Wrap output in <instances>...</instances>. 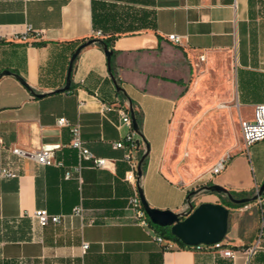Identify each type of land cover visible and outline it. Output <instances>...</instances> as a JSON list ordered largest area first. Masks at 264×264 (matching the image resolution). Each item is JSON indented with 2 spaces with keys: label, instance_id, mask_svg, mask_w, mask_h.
<instances>
[{
  "label": "crops",
  "instance_id": "obj_1",
  "mask_svg": "<svg viewBox=\"0 0 264 264\" xmlns=\"http://www.w3.org/2000/svg\"><path fill=\"white\" fill-rule=\"evenodd\" d=\"M90 40L109 42L114 76L94 41L75 59L65 90L72 56ZM259 103L264 0H0V138L6 146L53 149L56 161L42 165L3 152L19 175L0 177V264H264V236L257 253L245 251L264 224V196L247 202L261 220L257 233L256 224L243 234L229 220L223 241L234 259L182 249L173 239L159 244L128 207L139 189L151 207L179 213L190 191L210 184L252 194L264 182V159L245 161L236 129ZM119 109L134 114L146 153L136 185L125 180L126 149L113 147L130 132ZM63 117L68 125H59ZM75 124L106 166L85 162L66 179L79 163L71 147ZM226 154V168L212 176ZM200 195L201 203H221L217 197L227 194ZM221 204L230 215L238 208ZM79 205L84 218L73 214ZM37 209L62 220L40 226Z\"/></svg>",
  "mask_w": 264,
  "mask_h": 264
},
{
  "label": "built area",
  "instance_id": "obj_2",
  "mask_svg": "<svg viewBox=\"0 0 264 264\" xmlns=\"http://www.w3.org/2000/svg\"><path fill=\"white\" fill-rule=\"evenodd\" d=\"M100 34V32H98ZM22 39L27 37L21 36ZM169 40L180 44L181 36L177 34H171L168 36ZM105 110L110 111L112 108L108 105H105ZM121 120L123 124H126L130 128L129 134H127L123 139L117 141L113 144V147L116 149L125 148L126 153L124 154V160L129 164V169L125 174V180L130 182L133 185H136L138 180V168L139 162L141 160V144L135 138V129L133 126V118L130 111L119 109ZM59 125L65 126L68 125L66 118H60L58 121ZM72 140L71 147L76 150L78 155L79 163L74 168V171L67 170L65 173L66 179H71L74 177L75 173L80 174L84 163H89L90 166L96 168H105L106 158L96 156L85 144V141L82 138V130L79 124H75L70 129ZM241 132L245 148H249L254 143L264 140V103H259L254 108V118L252 120H242L241 122ZM9 151L13 155L21 159H31L42 165H53L56 163L54 158V150L50 148H42L38 150H27L18 146H6L4 141L0 138V177L1 178H14L19 175L17 169L13 168L9 164L5 163L2 158L4 151ZM231 155L226 154L223 156L218 163L212 168L211 175L216 176L220 174L227 166V162L230 159ZM263 196H260L256 199L259 202H262ZM193 204L189 198V203L186 206L184 213L186 215L190 214L193 210ZM248 206V205H247ZM128 207L133 211L134 219L136 223L144 228H147L150 232L154 234L155 240L161 244L164 242L165 238L157 233L152 222L147 216L139 193L136 190L133 196L129 198ZM84 209L81 205L76 206L73 210V214L84 218ZM33 217L37 220L40 226H47L49 224L60 223L62 217L59 215L51 214L46 209H37L35 210ZM264 236V224H262L256 242L250 247L246 248V253L253 255L262 248V239ZM83 250H86L89 247L88 243H83ZM168 248H171V245H167ZM188 249L195 251H208V250H217L224 257L234 259L236 257V251L224 244V241L215 243V244H199L194 246H188Z\"/></svg>",
  "mask_w": 264,
  "mask_h": 264
},
{
  "label": "water",
  "instance_id": "obj_3",
  "mask_svg": "<svg viewBox=\"0 0 264 264\" xmlns=\"http://www.w3.org/2000/svg\"><path fill=\"white\" fill-rule=\"evenodd\" d=\"M94 41H99L104 45V51L107 56L108 64L111 66L112 51L103 40H90L89 42L81 44L72 56L68 70L67 83L64 87L65 90L70 88L71 73L75 59L85 46ZM8 73L9 71H4V74ZM131 114L133 118L134 129L138 132L137 121L134 114ZM141 164L142 159L139 162L138 177L142 174ZM199 190H207L217 193L227 192V189L219 184H210L200 188ZM195 192L196 190L192 191L188 195V198H191ZM262 195H264V182L259 187L258 192L253 197V200L258 199ZM139 196L143 208L152 224L158 225L160 227H170L172 235L185 245L194 246L199 244H215L223 241L227 236L229 229L230 209L221 203L202 202L196 207L193 206L191 213L186 215L184 212L179 213L170 209L151 207L145 199L141 189H139ZM236 201L240 203H246L249 201V199Z\"/></svg>",
  "mask_w": 264,
  "mask_h": 264
},
{
  "label": "rangeland",
  "instance_id": "obj_4",
  "mask_svg": "<svg viewBox=\"0 0 264 264\" xmlns=\"http://www.w3.org/2000/svg\"><path fill=\"white\" fill-rule=\"evenodd\" d=\"M241 122L239 121L237 122V129H236V134H237V138L239 141V144H241L243 147L244 143H243V138H242V132H241ZM245 154V161L248 162L249 160H252L254 162V164H256V166L258 165L259 161L262 162V159H264V141H261L257 144H253L249 147V149H245L244 151ZM261 159V160H260ZM249 172L251 173V167H249ZM195 189L196 192L193 196H191V201L192 204L194 205V207L198 206L201 201L203 200L200 192L202 190ZM259 187L257 188V190H255L252 194H250V196L248 197H252L254 194H256L258 192ZM228 200V196L227 195H219L216 199V201H220L221 203H225L228 204L227 202ZM257 200H253L251 202H254ZM250 203V202H249ZM249 203L243 205L242 207H238L236 209L232 210V214L230 215V228L235 227V225L239 224L238 226H240V232L243 234H248L251 233V231L253 230L254 225L256 224L254 227L255 228V233H257L258 228L260 226V219H259V214L257 212H255L253 215H250V210L252 207V205H250ZM258 206V203H256ZM253 205V206H256ZM248 205V206H247ZM155 230L157 231V233H160L161 231H165L167 235H169L170 237H172V233H171V229L170 227H160L158 225H153Z\"/></svg>",
  "mask_w": 264,
  "mask_h": 264
},
{
  "label": "trees",
  "instance_id": "obj_5",
  "mask_svg": "<svg viewBox=\"0 0 264 264\" xmlns=\"http://www.w3.org/2000/svg\"><path fill=\"white\" fill-rule=\"evenodd\" d=\"M105 44L108 46L109 45V42L108 41H104ZM103 45V44H102ZM104 46V45H103ZM111 75L114 76V71H113V67H112V64H111ZM118 89H119V92H123V89L118 86ZM140 154H141V159H142V164L141 166H143L144 162H145V159H146V153L143 152V151H140ZM194 191V190H192ZM190 191L189 194L192 192ZM188 194V195H189ZM224 194H227L228 196V206H233V207H242L243 205H245L246 203L243 202V203H240V202H237L236 200H242V199H249L248 202L252 201L253 200V197L255 196H252V197H248L250 196L249 193L247 192H241V193H237V192H233V191H228L225 192ZM235 199V200H234ZM160 234L165 238V239H173L175 240L177 243H178V247L179 248H182V249H185V248H188L187 245H185L184 243H182L181 241H179L177 238H175L174 236L170 237L169 235H167L166 233V230L165 231H161Z\"/></svg>",
  "mask_w": 264,
  "mask_h": 264
}]
</instances>
